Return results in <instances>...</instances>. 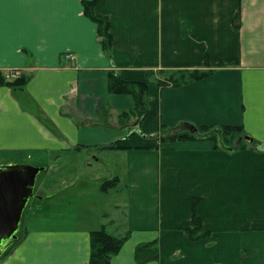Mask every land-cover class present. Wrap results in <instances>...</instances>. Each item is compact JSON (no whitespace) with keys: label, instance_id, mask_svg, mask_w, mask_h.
I'll return each mask as SVG.
<instances>
[{"label":"crops","instance_id":"obj_1","mask_svg":"<svg viewBox=\"0 0 264 264\" xmlns=\"http://www.w3.org/2000/svg\"><path fill=\"white\" fill-rule=\"evenodd\" d=\"M82 1L0 0V71L30 75L22 88L0 85V164L15 163L7 158L16 154L46 155L34 204L73 192L83 203L72 225H41L44 217L23 213L22 234L0 264H90V233L103 225L128 235L110 264H264V0H100L96 11L110 19L111 57ZM209 68L213 73L198 81L158 83L166 72ZM112 70L147 83L142 121L119 120L135 101L109 92ZM189 125L198 133L239 125L262 144L230 151L209 140L150 138L162 126ZM70 157L114 169L104 177L82 171L48 177L58 159L64 166ZM113 177L125 192L101 209L94 191ZM195 198L211 234L191 241L185 229ZM73 219L72 212L62 218ZM153 241L158 259L137 262V246Z\"/></svg>","mask_w":264,"mask_h":264},{"label":"trees","instance_id":"obj_2","mask_svg":"<svg viewBox=\"0 0 264 264\" xmlns=\"http://www.w3.org/2000/svg\"><path fill=\"white\" fill-rule=\"evenodd\" d=\"M100 0H83V11L86 17L96 24V33L98 40L102 45L103 51L111 57L113 46V35L111 32L109 16L98 13L96 6ZM239 15H236L235 26L239 27L238 20ZM24 52L28 56L30 53L24 49ZM205 66L210 67L208 56L205 59ZM216 66H229V63L219 61ZM20 74L17 78L9 80L6 77V73L0 71V85L6 84L15 88H22L26 85L30 79V75L22 73L17 69ZM213 70L209 69H192V70H177L172 72H166L165 80H159L158 83L161 86L168 84L181 85L193 81L204 79L211 75ZM153 75V72H149ZM108 89L111 94H126L133 97L135 104L131 110L123 111L119 114V120L123 123L127 122L131 117H138L141 121L148 114L149 96L148 85L143 81H128L123 80L117 71L112 70L109 72V84ZM202 132L198 133V130L190 132L188 130H173L166 127H161L155 140L161 142H182L190 140H209L214 143L215 149L236 150L251 147L253 145H261L262 143L253 139L252 142H248L243 139L245 135H248L244 128L239 125H211L203 126ZM110 147H115L111 145ZM119 183L118 177L105 179L100 184L102 191H108L115 188ZM199 198H195L192 203V226L185 229L188 238L191 241H197L210 236L211 232L204 230L202 226V219L197 214V206ZM128 235L117 236L108 231L105 225L98 229L91 231L90 243V264H110L112 258L120 251ZM6 250L4 254L9 252ZM159 257V248L157 241L143 243L137 246L135 250V259L139 263H147L149 261L157 260Z\"/></svg>","mask_w":264,"mask_h":264},{"label":"rangeland","instance_id":"obj_3","mask_svg":"<svg viewBox=\"0 0 264 264\" xmlns=\"http://www.w3.org/2000/svg\"><path fill=\"white\" fill-rule=\"evenodd\" d=\"M47 158L48 157L46 155H36L35 153H32V155H30L29 157L27 155H23V154H16V155L10 156L7 159H13L15 162L17 160V162L26 163V164L31 165V166L45 167V166H47V163H48ZM81 159L82 158H80V157H78V158L77 157H70L69 158L70 162L64 166H63L62 162L59 161V159L57 160L58 162L55 161L56 160L55 158L52 159L53 162H56V165H55L56 167H55V170L48 177L59 180L60 175H65V174L73 175V174H76L77 171L78 172L82 171L83 173L86 174V176L95 175V173H97V174L104 177V176H110V172H112V170L114 169L110 164H106L102 167H99L98 169L97 168L92 169V168L85 166L83 164V160H81ZM95 169H97V170H95ZM44 177H45V171L43 170L39 174L38 182L41 179H43ZM60 187H61V181H58V184L55 186V189H59ZM62 189L67 190V189H65V187H63ZM43 190L46 191L45 188ZM106 192L107 191H102V190L100 191L97 189V191L95 190L94 194H93V203L100 206L101 209L104 208L106 204H108V205L114 204L113 201H111V200L116 198L115 196H118L120 194L121 198H122L123 193L125 192V188L121 189L118 186V187H115V189L112 188V189L108 190V193H110V194H106ZM66 195H68V193H66ZM71 195H73V196L71 197ZM121 198L119 197V199H121ZM79 199L80 198H78V201H79ZM82 200H80V201H82ZM78 201H77V196L74 192L70 193L68 196H64V195L60 196V195L55 194V195H53V197H49L46 200V202L44 204H41V205L34 204V200L32 197L29 200V202H28V204L24 210V214L26 217L27 214H29V213H37L36 217H40V216L44 217V218H41L39 221H37L41 225L55 224V223H62L64 225L65 224L72 225V224H75V221H76L75 216L78 215V213L77 214L74 213V210L76 212H78L80 210L79 205H83L82 202L78 203ZM33 205H36V207L34 206V208L32 209ZM78 208H79V210H78ZM68 210H69V212H68ZM71 212H72L73 218H74L73 221L62 220L63 216L66 213H71ZM62 213H63V216L61 218L60 215ZM96 222H98L97 219H96ZM22 231H23V227L21 225L19 235L22 234Z\"/></svg>","mask_w":264,"mask_h":264},{"label":"water","instance_id":"obj_4","mask_svg":"<svg viewBox=\"0 0 264 264\" xmlns=\"http://www.w3.org/2000/svg\"><path fill=\"white\" fill-rule=\"evenodd\" d=\"M186 129L190 132L197 130L193 125L186 126ZM243 139L253 141L249 135ZM44 168L16 162L0 164V256L18 238L24 210L34 197L37 177Z\"/></svg>","mask_w":264,"mask_h":264},{"label":"built area","instance_id":"obj_5","mask_svg":"<svg viewBox=\"0 0 264 264\" xmlns=\"http://www.w3.org/2000/svg\"><path fill=\"white\" fill-rule=\"evenodd\" d=\"M66 56L73 60L74 59V55L72 53H67ZM19 76V72L18 71H14L13 69H10L6 72V77L9 80L15 79Z\"/></svg>","mask_w":264,"mask_h":264},{"label":"flooded vegetation","instance_id":"obj_6","mask_svg":"<svg viewBox=\"0 0 264 264\" xmlns=\"http://www.w3.org/2000/svg\"><path fill=\"white\" fill-rule=\"evenodd\" d=\"M18 163H20V162H18ZM17 172H19V173H20V172H23V171H22V170H18ZM34 191H35V189H34ZM18 232H19V231H18Z\"/></svg>","mask_w":264,"mask_h":264}]
</instances>
